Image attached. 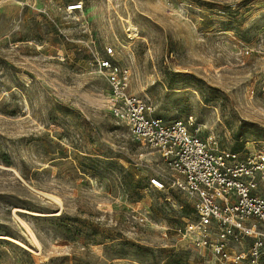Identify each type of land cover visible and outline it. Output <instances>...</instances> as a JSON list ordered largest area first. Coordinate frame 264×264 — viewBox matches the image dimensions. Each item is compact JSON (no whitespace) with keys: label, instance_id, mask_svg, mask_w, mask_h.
Masks as SVG:
<instances>
[{"label":"rangeland","instance_id":"1","mask_svg":"<svg viewBox=\"0 0 264 264\" xmlns=\"http://www.w3.org/2000/svg\"><path fill=\"white\" fill-rule=\"evenodd\" d=\"M106 46L152 116L264 151V0H0V235L34 251L0 239V264H219L176 235L190 201L152 188L160 156L107 110Z\"/></svg>","mask_w":264,"mask_h":264},{"label":"built area","instance_id":"2","mask_svg":"<svg viewBox=\"0 0 264 264\" xmlns=\"http://www.w3.org/2000/svg\"><path fill=\"white\" fill-rule=\"evenodd\" d=\"M83 10L69 6L68 13ZM95 58L106 80L107 110L126 125L134 140L156 152L167 180L151 179L156 191L175 189L193 208V218L174 231L184 243L209 252L219 264H264V151L244 156L220 149L214 137L204 140L192 118L170 123L152 116L142 99L130 93V73L114 46Z\"/></svg>","mask_w":264,"mask_h":264},{"label":"bare ground","instance_id":"3","mask_svg":"<svg viewBox=\"0 0 264 264\" xmlns=\"http://www.w3.org/2000/svg\"><path fill=\"white\" fill-rule=\"evenodd\" d=\"M45 197L50 198L51 200H53L55 203H60V201L49 194H44ZM21 212L30 214V215H35V216H58L59 212H55V213H36V212H31L28 210H21ZM20 225L21 227L26 231L27 235L29 236L31 242L33 243V245H35L37 248H41L40 242L36 236V234L34 233V231L30 228V226L23 220L19 219ZM0 239H4L7 241H10L12 243H14L15 245H17L18 247H21L29 252H34L30 247H28L25 243H23L22 241L18 240V239H14L12 237L9 236H2L0 235Z\"/></svg>","mask_w":264,"mask_h":264}]
</instances>
